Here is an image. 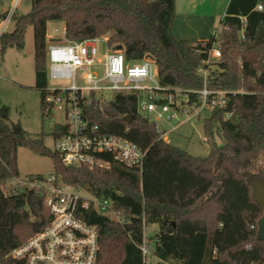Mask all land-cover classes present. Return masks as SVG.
Instances as JSON below:
<instances>
[{"label": "trees", "instance_id": "trees-1", "mask_svg": "<svg viewBox=\"0 0 264 264\" xmlns=\"http://www.w3.org/2000/svg\"><path fill=\"white\" fill-rule=\"evenodd\" d=\"M31 1L29 13L13 14L14 30L2 33L0 47L2 55L9 49L23 51L27 30L33 29L35 88L41 93L43 116L50 115L44 108L49 22L64 23L68 41L105 38L112 50L122 48L128 63L151 58L164 88L184 94L202 89L198 71L215 40L210 33L198 42L177 40L172 33L175 0ZM222 25L229 29L220 35L222 58L211 64L209 88L245 94H231L223 110L205 119L207 157H194L160 139L155 122L139 112L137 95L116 94L111 102H100L92 94L81 101L90 123L99 125L102 134L126 138L146 151L144 166L142 171L128 168L101 155L107 167H68L45 146L46 134L34 136L11 123L10 108L0 104V264H22L10 253L50 219L43 196L29 190L9 195L4 190L8 181L19 177L20 148L50 158L61 184L113 203L121 222L112 214L92 211L84 216L99 230L97 264H144L139 245L149 225L159 227L154 249L149 246L162 262L264 264V242L257 239L264 207L255 202L245 175L253 166L252 156L264 148V0H230ZM216 127L225 141L222 146L214 141ZM66 132L64 125H57L51 136ZM260 172L255 177L264 179V169ZM35 177L43 178H27Z\"/></svg>", "mask_w": 264, "mask_h": 264}, {"label": "built area", "instance_id": "built-area-1", "mask_svg": "<svg viewBox=\"0 0 264 264\" xmlns=\"http://www.w3.org/2000/svg\"><path fill=\"white\" fill-rule=\"evenodd\" d=\"M18 2L19 0L9 12L8 19L13 16ZM258 10L262 11L263 7L258 6ZM224 17L225 14L222 20ZM228 29L222 25L210 32L215 42L207 60L198 71L203 78V87L189 90L185 94L179 89L172 91L160 85L158 69L151 58L128 63L121 51L109 48L105 38L80 42L65 39L62 43L52 44L47 52L48 80L70 82L66 88H48L44 98L47 114L51 115L56 108L65 114L66 122L63 125L67 132L54 138V151L59 154L63 163L68 167L103 168L109 163L101 160L99 156L110 155L125 167L140 171L143 169L146 151L126 138L102 134L99 125L90 123L81 107V101L92 94L96 96L106 91L135 94L138 97L139 112L155 116V122L164 119L179 120L180 117L189 120L192 114L200 117L203 111L213 114L227 106L231 94H245L209 88L211 64L222 58L220 35ZM241 37L245 39L244 29ZM100 42L105 47L102 54L97 48ZM79 72L82 73L80 79L84 86L77 84ZM189 94L197 95V99L191 100ZM179 95H183L184 99L179 100ZM99 101L103 102L101 98ZM182 123L179 120V124ZM157 132L160 139L169 144L168 133L158 126ZM11 181V185L7 186V194L18 195L29 190L43 196L50 219L43 230L15 248L10 253V258L22 264H97L100 250L99 230L97 226L89 224L84 216L92 211L112 214L115 220L121 222V217L113 210L110 200L97 198L91 193L93 198L87 199L80 194L88 192L87 190L63 185L55 176L49 180L15 177ZM67 188L71 191L66 190ZM149 243L151 241L148 242L144 234L143 242L139 245L144 264H151L150 258L155 260L152 264H169L153 257Z\"/></svg>", "mask_w": 264, "mask_h": 264}, {"label": "rangeland", "instance_id": "rangeland-1", "mask_svg": "<svg viewBox=\"0 0 264 264\" xmlns=\"http://www.w3.org/2000/svg\"><path fill=\"white\" fill-rule=\"evenodd\" d=\"M15 2L16 0H1L0 34L4 25L1 15L11 12ZM228 2L229 0H178L179 11L174 22L175 32L178 33L176 35H184L196 42L201 41L205 36V22L214 20V29L222 26L221 18L225 14ZM31 8V0H21L17 15L27 14L31 11ZM184 16L190 17L192 21L190 22ZM7 30H14V21ZM49 33L52 36L51 39L63 38V23L49 22ZM25 42L23 51L9 49L4 55H2L0 47V104L10 108L11 123H19L25 131L34 136L46 134L45 146L54 151V138L51 136V132L55 126L65 124V114L56 108L51 115L43 116L41 93L35 88L34 31L31 27L27 30ZM51 45L52 43L49 41L48 48ZM97 48L101 54L105 51V47L101 42L97 44ZM99 74L102 75L101 70H99ZM77 76L78 86H84L85 84L80 79L82 73L79 72ZM69 84V81L48 80L49 89L66 88ZM179 90L184 93L183 90ZM115 95L113 92L106 91L94 96L97 100L101 98L103 102H111ZM178 98L183 100L184 96L179 95ZM210 115L209 112L203 111L200 117L192 114L189 120H186V117H180L179 120L183 122L182 124H179V120L167 121L164 119L154 122L163 132L168 133L167 138L170 145L184 150L194 157L204 158L210 154V145L204 132V121ZM145 116L152 121L155 117ZM214 131L215 143L218 146L224 145V139L217 134V127ZM252 162L253 166L249 169V172L259 175L260 170L264 169V148L258 150L252 156ZM17 168L21 179H26L32 175H40L45 180H49L55 175L54 165L50 158L40 157L25 148H20L18 151ZM11 182L8 181L5 184L4 190L7 189L8 184L11 185ZM66 190L71 191L69 188ZM80 194L90 200L93 198L88 192H81ZM158 231L159 227L157 225H149L144 228L145 237L148 242L151 241L149 244H151L152 249H154V238ZM149 261L151 264L155 263L153 258H150Z\"/></svg>", "mask_w": 264, "mask_h": 264}, {"label": "crops", "instance_id": "crops-1", "mask_svg": "<svg viewBox=\"0 0 264 264\" xmlns=\"http://www.w3.org/2000/svg\"><path fill=\"white\" fill-rule=\"evenodd\" d=\"M17 1V0H16ZM230 1V0H229ZM20 2H21V0H19V2H18V4H17V7H16V12L15 13H17V10H18V7H19V5H20ZM175 2H176V14H175V18H176V15H177V13H178V11H179V7H178V0H175ZM16 3V2H15ZM229 3V2H228ZM228 5V4H227ZM226 8H227V6H226ZM14 10V11H15ZM225 12H226V9H225ZM187 16V15H186ZM224 16V15H223ZM223 16H222V18H223ZM8 17H9V13H8V16L6 17V19L4 20V25H3V29H2V31H1V34L2 33H4V32H6V31H8L7 29L9 28V25L14 21V19H13V16H11L9 19H8ZM175 18H174V22H175ZM184 18H187L190 22L192 21L191 19H190V17H185L184 16ZM222 18H221V21H222ZM208 20V19H207ZM214 20H210L209 22H205L204 24H205V36L208 34V33H210L212 30H214ZM187 23V22H186ZM14 25H15V22H14ZM63 31H64V37L63 38H52L51 39V35H50V33H49V23H48V25H47V39H48V42L50 41L52 44H55V43H62V42H64L65 41V25H64V23H63ZM10 32V31H9ZM172 33H173V35H174V37L177 39V40H180V41H191V42H196V41H192L191 39H189L188 37H185L184 35H176V34H178L177 33V31L175 32V28H174V23H173V26H172ZM204 36V37H205ZM204 37L201 39V41L204 39Z\"/></svg>", "mask_w": 264, "mask_h": 264}, {"label": "water", "instance_id": "water-1", "mask_svg": "<svg viewBox=\"0 0 264 264\" xmlns=\"http://www.w3.org/2000/svg\"><path fill=\"white\" fill-rule=\"evenodd\" d=\"M118 51H122V48L119 47ZM126 121L130 122V118H126ZM245 175L247 176L248 184L252 188V195L255 202L259 206L264 207V179L255 177L252 173H246ZM41 222L44 223L45 220L41 219ZM257 239L260 242H264V214L258 221Z\"/></svg>", "mask_w": 264, "mask_h": 264}]
</instances>
